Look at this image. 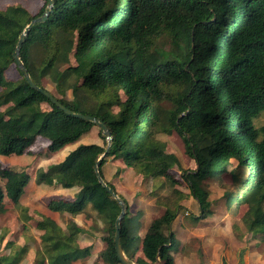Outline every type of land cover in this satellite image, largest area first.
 I'll list each match as a JSON object with an SVG mask.
<instances>
[{"label": "trees", "instance_id": "1", "mask_svg": "<svg viewBox=\"0 0 264 264\" xmlns=\"http://www.w3.org/2000/svg\"><path fill=\"white\" fill-rule=\"evenodd\" d=\"M42 2L36 16L20 6L0 11V156H22L37 138L47 140L53 154L93 129L102 142L78 145L61 162L37 169L36 185L77 190L74 200L59 201L49 211L74 217L90 209L104 233L99 257L104 264H119L114 236L120 205L95 175L102 157L100 177L126 205L119 225L124 255L132 262L140 252L143 258H135V264H174L169 253L178 243L171 225L181 208L167 207L140 237L142 213L131 214L103 167L109 158L120 159L143 177L162 179L170 193L183 199L171 173L179 161L158 139L175 133L196 165L195 171L181 174L200 206L202 215L194 219L209 213L200 183L219 179L234 162L246 175L224 194L226 208L235 212L246 205L245 229L264 234V124L253 125L264 111V0H55L52 13L23 41L19 59L36 86L43 88L46 79L57 94L71 92V100L50 92L67 109L103 121L112 136L109 145L93 123L66 115L31 89L15 65L18 38L46 12L47 2ZM71 54L75 66L68 65ZM11 66L17 80L6 76ZM120 90L126 95L123 102L116 95ZM107 91L112 94L103 96ZM88 93L100 98L92 101ZM115 171L114 176L121 168ZM0 180L1 215L5 199L20 208L31 178L24 170L0 168ZM21 212L25 223L30 217L26 209ZM36 228L43 232L38 264H71L91 254L90 247L76 243L88 230L74 220L63 229L46 217ZM25 253V247L10 251L0 256V264H19Z\"/></svg>", "mask_w": 264, "mask_h": 264}, {"label": "rangeland", "instance_id": "2", "mask_svg": "<svg viewBox=\"0 0 264 264\" xmlns=\"http://www.w3.org/2000/svg\"><path fill=\"white\" fill-rule=\"evenodd\" d=\"M42 3V0H0V11L9 6H20L30 15L36 16ZM72 40L75 44L77 43L75 33L72 35ZM68 65H76L72 54L69 55ZM66 67L67 65L62 69ZM14 68L11 66L7 71L6 76L9 80L19 78ZM41 84L43 88L53 92L58 98L63 97L67 100L72 98L70 91H65L64 96L57 94L46 79L41 80ZM110 94L112 91H107L103 96ZM116 95L120 102L125 100L124 91L120 90ZM87 97L95 102L100 98L90 95V93ZM41 108L48 110V106L45 104H42ZM3 110L4 108H1L0 112ZM112 110L116 113L119 108L115 106ZM263 124L264 111L253 119L255 128L258 129ZM158 139L167 144L168 152L174 154L179 161L178 166L173 168L171 173L178 182L175 189L185 195L183 199H178L176 193H170V189L162 183V179L143 177L132 168L125 167L120 159L115 161L116 159L109 158L103 167L104 177L114 187L116 193L127 201L131 214L142 213L139 221V236H144L149 224L159 218L167 207L173 208L178 205L181 209L177 210L176 218L171 225V232L178 244L176 249L169 253L174 264H264V234L252 235L242 223L247 206H241L237 211L232 212L226 208L224 201V194L239 186L246 171L237 168L236 164L232 162L228 171L219 179L206 178L203 180L200 186L203 189L202 192L206 194L205 201L209 204L207 207L209 213L207 218L196 221L194 218L202 215L199 212V203L190 194L186 183L181 178V174L184 172L195 171L196 165L186 155L184 143L175 133L160 134ZM91 143H102L96 129L84 135L78 143L72 146L67 145L53 154L47 150V140L37 138L22 156H0L1 169L24 170L30 174L31 178L20 198V208H16L7 199L4 200L6 212L0 215V256L17 248L25 247L26 253L19 264H38L42 254L41 235L43 232L36 228V224L48 217L56 221L63 229L67 222L74 220L83 226L84 230H88L78 236L76 243L80 248L90 247L91 254L71 264H104L99 257L105 249V244L101 241L104 233L99 231L101 228L99 218L90 209H86L74 217L49 211V206L59 201L74 200L77 190H67L61 187L50 189L47 186L34 183L38 168L46 169L49 165L57 164L78 145ZM117 168H121V172L119 171L114 176ZM3 184L4 182L0 180L1 187ZM21 209H26V213L30 217L25 223L21 221L24 214ZM140 254L137 252L134 255L132 259L134 264L135 258H143Z\"/></svg>", "mask_w": 264, "mask_h": 264}, {"label": "water", "instance_id": "3", "mask_svg": "<svg viewBox=\"0 0 264 264\" xmlns=\"http://www.w3.org/2000/svg\"><path fill=\"white\" fill-rule=\"evenodd\" d=\"M46 12H44L41 16L36 17L34 19H32L23 29L22 33L20 34L14 53H13V60L15 62V65L17 67V69H19L20 71L23 72V77L25 79V81L28 83V85L30 86L31 89L37 91L38 93L42 94L45 98H47L51 104H53V106H56L59 110H61L62 112H64L66 115L68 116H72L74 118L80 119V120H84V121H89L91 123H93L95 126H97L100 129V133L101 136L103 138H105V140L107 141L108 145L112 140V136L111 133L109 132V130L107 129L105 123L93 116H89V115H83V114H78V113H74L72 111H70L69 109H67L65 106H63L60 102H58L50 92H48L47 90H45L44 88H40L38 86H36L34 84V82L31 80L30 76L28 75V73L25 71L23 64L21 63L20 59H19V54H20V50H21V46L23 41L25 40V38L28 36L31 28L37 24V23H42L44 22L48 16L52 13L53 11V7L55 4V0H46ZM108 150V147L105 151V153L103 154V156L106 154ZM102 158V157H101ZM96 162L95 166H94V171H95V175L98 179V182L102 185V187L118 202V204L120 205V213L119 216L117 217L116 221H115V236H114V250H115V254L116 257L119 261V264H134L133 262H131L130 260L127 259V257L124 255L122 248H121V244H120V239H119V225L121 220L123 219L122 217H124L125 211H126V205L125 202L123 200H121L120 198L117 197V195L115 194L114 190L110 187H108L103 180L100 177V174L98 172V167L100 164V160Z\"/></svg>", "mask_w": 264, "mask_h": 264}, {"label": "crops", "instance_id": "4", "mask_svg": "<svg viewBox=\"0 0 264 264\" xmlns=\"http://www.w3.org/2000/svg\"><path fill=\"white\" fill-rule=\"evenodd\" d=\"M72 145H73V144H72ZM72 145H71V146H72ZM74 146H75V145H74ZM70 151H71V150H70ZM63 157H64V156H63ZM54 187H57V186L54 185L53 187H49V188H50V189H53ZM55 196H56V195H55ZM70 200H71V199H70Z\"/></svg>", "mask_w": 264, "mask_h": 264}]
</instances>
